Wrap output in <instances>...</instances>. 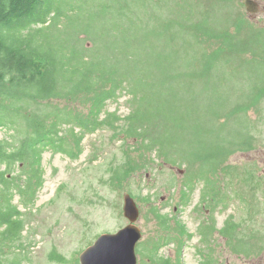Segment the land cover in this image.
I'll list each match as a JSON object with an SVG mask.
<instances>
[{"label":"rangeland","instance_id":"374dc122","mask_svg":"<svg viewBox=\"0 0 264 264\" xmlns=\"http://www.w3.org/2000/svg\"><path fill=\"white\" fill-rule=\"evenodd\" d=\"M255 1L262 12L252 16L242 0H62L68 17L77 10L70 6L84 10L80 27L73 22L65 26L69 40L89 58L141 77L133 88L143 99L131 96V85L124 84L101 115L115 114L120 120L86 134L77 159L43 154V187L34 206L21 208L26 215L20 264H79L80 254L99 235L129 223L122 213L124 194L140 210L136 264H154L147 255L158 241L164 243L161 256L174 258L165 247L174 239L182 245L181 264H264V0ZM93 4L94 9L85 10ZM55 104L73 114H87L89 106ZM159 106L164 108L155 118L160 125L147 124L153 140L172 135L180 151L224 159L218 169L224 174H215L212 191L195 180L186 204L182 191L189 192L185 183L199 173V162L188 174L186 164L179 168L154 157L145 169L121 181L113 178L119 168L126 173L129 161L145 157L135 135L127 136L126 118L135 107L147 115ZM177 108L185 118L182 127L164 129L167 114ZM123 135L127 138L119 140ZM7 136L0 129V142ZM158 215L169 219L168 229ZM207 218L217 230L210 233L207 227L208 237L201 240ZM225 221L228 237L226 230L219 231Z\"/></svg>","mask_w":264,"mask_h":264},{"label":"trees","instance_id":"16d2710c","mask_svg":"<svg viewBox=\"0 0 264 264\" xmlns=\"http://www.w3.org/2000/svg\"><path fill=\"white\" fill-rule=\"evenodd\" d=\"M61 2L0 0V129L8 132L7 138L0 142V264H20V256L25 250L21 239L25 228L23 217L26 215L21 208L27 210L34 206L43 187V154L51 152L52 155L62 154L77 159L83 151L81 143L86 134L120 120L115 114L110 115L112 118L107 116L103 119L101 115L107 103L122 94L124 84L131 85V96H141L140 91L133 88L140 86L141 77L131 78L110 63L89 58L85 55L87 51L69 40L65 26L73 22L77 28L80 27L84 10L81 6H70L69 10H77L73 18L68 17L66 10H61ZM95 7L93 4L85 10ZM64 16L65 22L62 21ZM221 49L218 48L217 56ZM210 55L213 57L212 53ZM57 101L89 105L87 114H73L67 108L56 109ZM158 108L159 111L144 115L135 107L126 118L131 128L126 132L127 136L135 135V142L145 157L141 155L143 160L140 162L129 161L126 173L119 168L113 178L121 181L132 172L145 169L154 157L179 168L186 164L188 174L199 162L200 166L196 167L199 173L191 177L189 181L192 183H185L190 186L189 192L186 189L182 191V200L186 204L195 180H202L212 191L215 174L218 178L219 174H224L218 170L224 159L215 161L212 155L199 157L180 151L172 135L160 141L153 140L148 135L147 124L154 122L160 125L155 118L164 108ZM167 120L164 129L181 128L185 121L181 108L167 114ZM135 124L138 128H134ZM127 136L123 135L119 140L123 141ZM130 165L131 170L128 168ZM15 169L17 173L13 175ZM141 201L147 202L148 199L141 198ZM157 218L168 229L169 219L161 215ZM225 234L229 236L227 230ZM163 245L156 242L147 255L154 264H166L160 254Z\"/></svg>","mask_w":264,"mask_h":264},{"label":"water","instance_id":"95a60500","mask_svg":"<svg viewBox=\"0 0 264 264\" xmlns=\"http://www.w3.org/2000/svg\"><path fill=\"white\" fill-rule=\"evenodd\" d=\"M245 10L250 14L259 13V4L254 0H242ZM122 213L128 224L114 233H104L83 252L79 264H136V244L142 237L137 226L140 210L129 194L123 195Z\"/></svg>","mask_w":264,"mask_h":264},{"label":"flooded vegetation","instance_id":"af4514ba","mask_svg":"<svg viewBox=\"0 0 264 264\" xmlns=\"http://www.w3.org/2000/svg\"><path fill=\"white\" fill-rule=\"evenodd\" d=\"M255 1V0H254ZM256 2V1H255ZM257 3V2H256ZM259 4V3H258ZM259 13H261L262 12V10H261V6H259ZM247 12V11H246ZM259 13H257V14H259ZM247 14H249V15H257V14H250V13H248L247 12ZM207 220V224H204V226H202L200 229H202V231L201 232H203L207 227H208V229H209V231H210V233H214L216 230H217V228H216V230H212V222H210V223H208V221H209V219L207 218L206 219ZM227 229V222L225 221V223H224V225H223V227H222V229L221 230H219V231H224V230H226ZM184 235H186V234H184ZM200 237H201V240H206L207 239V237H208V235L206 234V233H200ZM173 244L172 245V248H169L168 246H169V244ZM181 242H180V240H172V241H168L167 242V244H165V247H167L168 248V250H171L172 252H174V258H170V257H167V256H162V258H163V260L166 262V264H181L180 262H181V260H182V253L183 252H181V251H183V249H182V245H179L178 246V244H180ZM180 248V252H179V254H180V257H179V260H178V257H177V255H176V252L178 253V249Z\"/></svg>","mask_w":264,"mask_h":264}]
</instances>
